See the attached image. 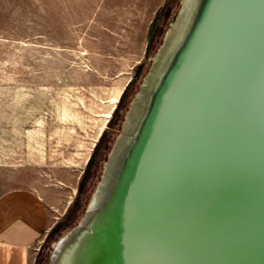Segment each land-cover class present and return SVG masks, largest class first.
I'll list each match as a JSON object with an SVG mask.
<instances>
[{"label":"water","instance_id":"obj_1","mask_svg":"<svg viewBox=\"0 0 264 264\" xmlns=\"http://www.w3.org/2000/svg\"><path fill=\"white\" fill-rule=\"evenodd\" d=\"M50 264H264V0H182Z\"/></svg>","mask_w":264,"mask_h":264},{"label":"rangeland","instance_id":"obj_2","mask_svg":"<svg viewBox=\"0 0 264 264\" xmlns=\"http://www.w3.org/2000/svg\"><path fill=\"white\" fill-rule=\"evenodd\" d=\"M181 1L101 17L93 0H0L1 183L32 187L50 211L31 264H50L84 218Z\"/></svg>","mask_w":264,"mask_h":264},{"label":"crops","instance_id":"obj_3","mask_svg":"<svg viewBox=\"0 0 264 264\" xmlns=\"http://www.w3.org/2000/svg\"><path fill=\"white\" fill-rule=\"evenodd\" d=\"M161 1L93 0V16L113 15L108 11L123 15L130 6L142 10L135 14L148 15ZM69 3L71 9H80L78 0ZM49 224V207L41 193L25 184L2 186L0 178V264H31V249L45 236Z\"/></svg>","mask_w":264,"mask_h":264},{"label":"bare ground","instance_id":"obj_4","mask_svg":"<svg viewBox=\"0 0 264 264\" xmlns=\"http://www.w3.org/2000/svg\"><path fill=\"white\" fill-rule=\"evenodd\" d=\"M118 102V100H117V98L114 100V103H117ZM116 107V106H115ZM112 113V112H111ZM111 113H108V117H111L112 116V114Z\"/></svg>","mask_w":264,"mask_h":264}]
</instances>
